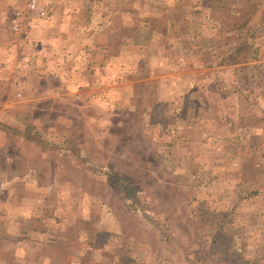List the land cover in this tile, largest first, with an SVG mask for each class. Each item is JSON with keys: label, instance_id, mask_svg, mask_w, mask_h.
Here are the masks:
<instances>
[{"label": "rangeland", "instance_id": "374dc122", "mask_svg": "<svg viewBox=\"0 0 264 264\" xmlns=\"http://www.w3.org/2000/svg\"><path fill=\"white\" fill-rule=\"evenodd\" d=\"M0 264H264V0H0Z\"/></svg>", "mask_w": 264, "mask_h": 264}, {"label": "built area", "instance_id": "2783aa9c", "mask_svg": "<svg viewBox=\"0 0 264 264\" xmlns=\"http://www.w3.org/2000/svg\"><path fill=\"white\" fill-rule=\"evenodd\" d=\"M19 15V14H18ZM17 15V17H18ZM13 22V28L16 30L18 29V22H17V18L15 20L12 21Z\"/></svg>", "mask_w": 264, "mask_h": 264}, {"label": "crops", "instance_id": "0c3cea01", "mask_svg": "<svg viewBox=\"0 0 264 264\" xmlns=\"http://www.w3.org/2000/svg\"><path fill=\"white\" fill-rule=\"evenodd\" d=\"M31 87H32V86H31ZM22 88H23V87H22V84L19 83L17 89H18V90H22ZM29 89H30V88H29ZM31 89H32V88H31ZM18 95H19V96H22V93H21V94L19 93Z\"/></svg>", "mask_w": 264, "mask_h": 264}]
</instances>
